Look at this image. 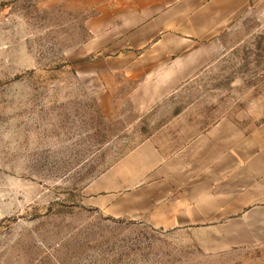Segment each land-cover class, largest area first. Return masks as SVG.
Masks as SVG:
<instances>
[{
  "label": "rangeland",
  "instance_id": "374dc122",
  "mask_svg": "<svg viewBox=\"0 0 264 264\" xmlns=\"http://www.w3.org/2000/svg\"><path fill=\"white\" fill-rule=\"evenodd\" d=\"M85 17L56 0H0V264H264V244L162 227L155 212L131 219L124 202L131 185L149 187L134 190L138 201L163 193L161 159L179 161L165 176L180 197L183 177L209 166L213 194L219 181L253 190L264 170V0L181 53L148 51L111 76L91 60ZM143 145L155 150L135 152Z\"/></svg>",
  "mask_w": 264,
  "mask_h": 264
},
{
  "label": "crops",
  "instance_id": "0c3cea01",
  "mask_svg": "<svg viewBox=\"0 0 264 264\" xmlns=\"http://www.w3.org/2000/svg\"><path fill=\"white\" fill-rule=\"evenodd\" d=\"M56 1L68 12L86 14L84 21L90 32L87 46L91 47L89 52L95 53L91 60L111 65L108 71L111 76L127 64H140L148 51L181 53L182 42L207 38L221 27L224 16L237 12L249 0ZM150 149L155 150L151 145H143L135 152ZM227 152L219 156L225 158ZM179 167V161L174 158L160 160L157 168L162 175L156 187L163 193L157 194L156 199H152L153 196L146 191V199L138 201L137 193H134L138 185L127 187L124 194L125 215L131 219L147 218V214L151 217L155 212L151 220L162 227L189 230L192 226H204L201 227L204 232L211 233L220 244L227 241L236 247L264 244V170L257 174L258 180L251 192L245 193L242 182L238 181L234 191L228 193L226 183L219 181V191L214 194L211 179L205 175L208 169L211 173L212 166L201 177V174L189 171L182 180L188 185L187 196L180 197V190L183 189L178 185L169 189L172 183L165 176L175 173ZM149 169L150 166H147V172ZM179 170L178 180L182 175ZM137 190L142 196L143 190H149V187ZM252 195L255 199L250 203L248 199ZM111 209L109 207V211Z\"/></svg>",
  "mask_w": 264,
  "mask_h": 264
}]
</instances>
